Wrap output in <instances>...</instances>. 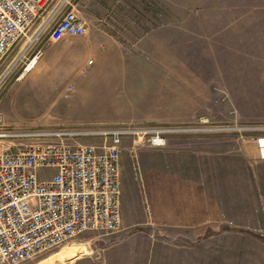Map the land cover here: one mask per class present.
I'll use <instances>...</instances> for the list:
<instances>
[{
    "label": "crops",
    "instance_id": "1",
    "mask_svg": "<svg viewBox=\"0 0 264 264\" xmlns=\"http://www.w3.org/2000/svg\"><path fill=\"white\" fill-rule=\"evenodd\" d=\"M85 3L86 41L61 53V60L72 61L75 71L73 92L60 94L67 103L61 106L66 121L158 122L180 117L176 103L188 104L182 109L189 113L181 117H213L206 107L212 86L226 88L237 117L264 119V0ZM236 133L208 138L215 154L210 152L204 159V177L207 183L214 182V191L206 198L215 200L218 230L231 233L232 240L234 233L246 232L264 248V157L256 141L241 134V147L250 153L240 159ZM226 143L230 150L221 148ZM239 168L246 171L241 178ZM154 176L152 183L169 185L151 188L152 220L158 226L165 221L190 226V179ZM176 183L182 184V192ZM171 193H178L177 200L182 197L181 205ZM205 205L211 203L206 200ZM221 206L229 212L224 213ZM164 208L169 211L163 213ZM251 264H264V251Z\"/></svg>",
    "mask_w": 264,
    "mask_h": 264
},
{
    "label": "rangeland",
    "instance_id": "2",
    "mask_svg": "<svg viewBox=\"0 0 264 264\" xmlns=\"http://www.w3.org/2000/svg\"><path fill=\"white\" fill-rule=\"evenodd\" d=\"M59 1L48 0L46 12ZM85 5V0H64L63 9L73 8L86 22L88 14ZM88 25L86 22V27ZM32 31L10 50L0 65V129L92 128L134 124L161 125L172 128V131L166 134L167 143L163 146L145 144L142 139L133 136L125 138L121 154L123 222L118 230L85 231L60 246L16 264H251L256 256L262 257L264 248L259 241L250 239L246 232L234 233L236 236L232 240L231 233L218 230L220 223L215 221V200L206 198L213 195L214 182L205 181L203 162L210 152L215 154L214 144L208 143V138H220L228 132L239 134V158L246 157L242 154L250 152L241 147V134L249 135L257 144V138L264 130V119L243 120L237 117V110L233 109L226 88L212 86L208 88L210 100L206 107L215 114L213 117H181L189 113L182 109L188 104L176 103L175 112L180 117L158 122H68L62 117L65 107L63 110L61 106H67V103L60 94L62 90L63 96L73 92L71 74L75 71L72 61L65 63L61 60V53L65 48L84 45L86 33L64 35L58 40H48L43 34L18 56L30 40ZM34 55H38L35 66L25 71V62ZM207 74L210 77L209 71ZM96 140V137L78 138L80 142ZM13 141L0 138V150L4 145L13 146ZM24 141L31 142L29 139ZM221 148L231 149L227 143ZM158 173L180 180L185 175L190 179V226H175L169 221L158 226L152 220L151 188L157 184L169 185L152 183L154 175ZM245 174V168H239L240 178ZM170 185L173 186V183ZM176 185L181 186L182 192V184ZM175 194L171 193V198L177 200L178 193ZM171 198L170 202L174 205ZM206 200L211 203L210 206L205 205ZM177 201L181 205L182 197ZM225 209L223 206L220 208L224 213ZM167 211V208L163 209V213ZM226 211L229 212L228 209ZM205 217L208 218L207 222H204Z\"/></svg>",
    "mask_w": 264,
    "mask_h": 264
},
{
    "label": "built area",
    "instance_id": "3",
    "mask_svg": "<svg viewBox=\"0 0 264 264\" xmlns=\"http://www.w3.org/2000/svg\"><path fill=\"white\" fill-rule=\"evenodd\" d=\"M63 4L60 0L46 12L48 0H0V65L31 30L18 56L43 34L48 40L85 34V20ZM37 58H29L24 70H31ZM169 131L134 124L0 129L1 139L14 140L0 150V264L19 263L85 231L118 230L125 138L163 146ZM79 137L98 140L80 142ZM257 144L264 157V136Z\"/></svg>",
    "mask_w": 264,
    "mask_h": 264
}]
</instances>
